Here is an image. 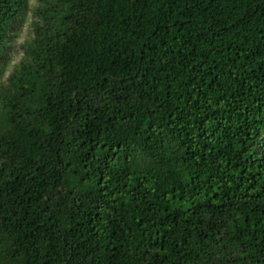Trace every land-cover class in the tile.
<instances>
[{"label":"trees","instance_id":"16d2710c","mask_svg":"<svg viewBox=\"0 0 264 264\" xmlns=\"http://www.w3.org/2000/svg\"><path fill=\"white\" fill-rule=\"evenodd\" d=\"M30 1L0 0V264H264V0Z\"/></svg>","mask_w":264,"mask_h":264},{"label":"rangeland","instance_id":"374dc122","mask_svg":"<svg viewBox=\"0 0 264 264\" xmlns=\"http://www.w3.org/2000/svg\"><path fill=\"white\" fill-rule=\"evenodd\" d=\"M36 0H31L30 5L36 6ZM30 37V21L17 27L14 37L11 39L10 48L6 52V57L10 59L11 65L18 63L22 59L25 41Z\"/></svg>","mask_w":264,"mask_h":264}]
</instances>
